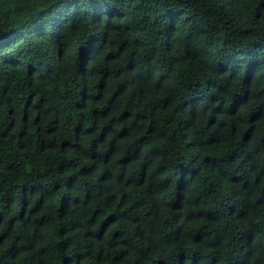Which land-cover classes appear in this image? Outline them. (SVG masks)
I'll return each instance as SVG.
<instances>
[{
	"label": "trees",
	"instance_id": "1",
	"mask_svg": "<svg viewBox=\"0 0 264 264\" xmlns=\"http://www.w3.org/2000/svg\"><path fill=\"white\" fill-rule=\"evenodd\" d=\"M0 264H264V0H0Z\"/></svg>",
	"mask_w": 264,
	"mask_h": 264
}]
</instances>
